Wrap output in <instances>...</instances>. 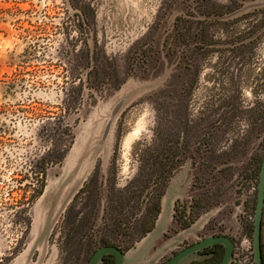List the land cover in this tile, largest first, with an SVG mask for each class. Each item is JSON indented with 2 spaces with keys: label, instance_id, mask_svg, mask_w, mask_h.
I'll return each instance as SVG.
<instances>
[{
  "label": "rangeland",
  "instance_id": "obj_1",
  "mask_svg": "<svg viewBox=\"0 0 264 264\" xmlns=\"http://www.w3.org/2000/svg\"><path fill=\"white\" fill-rule=\"evenodd\" d=\"M216 85L224 95L240 86L249 96L240 108L253 109L237 115L256 128L257 110L264 106V0H0V264H13L30 244L37 192L61 179L81 137L97 143L122 101L107 149L92 160L45 250V264H85L93 238L107 228L110 206L159 176L164 137L172 135L164 128L166 110L188 108L208 125L221 102H215ZM239 134L233 128L231 142L222 141V150L210 154V139L192 133L200 157L188 152L173 183H179L177 176H201L200 192L189 187L187 193L200 194L201 205L209 207L186 231L170 228L166 234L167 229L146 264L167 261L196 241L205 223L214 228L215 217L237 214L243 182L229 179L247 172L257 144L256 139L244 149ZM253 192L248 186L247 196ZM93 207L96 235L67 237L68 215L84 209L91 215ZM38 216L42 224L44 215ZM148 234L134 236L126 256ZM116 242L126 248L129 239L120 236ZM40 258L35 251L33 262Z\"/></svg>",
  "mask_w": 264,
  "mask_h": 264
},
{
  "label": "flooded vegetation",
  "instance_id": "obj_2",
  "mask_svg": "<svg viewBox=\"0 0 264 264\" xmlns=\"http://www.w3.org/2000/svg\"><path fill=\"white\" fill-rule=\"evenodd\" d=\"M88 18V14H86V17L81 16L84 27L87 25ZM217 87L216 94H214L215 102H218V100H221V102L213 108L209 115L208 120L210 123L208 125H210V128L205 129V131L201 129L206 128L208 125L200 124L201 117L199 115L192 117L188 108H181L178 105L177 108L166 110V114L170 112L169 115H166L170 118L167 119L164 128L172 135L164 137L161 159L157 170L159 176H155L154 180L152 179L153 176H150L147 184L136 187V191L131 194L132 196L121 197L116 201V206H110L104 223L107 228L101 232L100 236L93 238L90 244L91 252H88L89 256L85 264L93 263L92 259L100 248L114 249L126 255V250L130 249L135 241L134 236L137 235V238H141L154 229L166 203H168L171 216L166 234L171 232L170 228H174L175 232L179 230L186 231L191 225L197 224L209 206L201 205L200 194L189 198L187 189L190 187L193 192H200L199 180L201 176H177L180 178L177 186L173 183V177L176 173L184 171L188 152L192 151L191 155L195 153L200 157V143H194L193 145L192 133L196 138L200 132H204V138L210 139V143L206 145L210 149V154H212L211 151L222 150V141L231 142L229 134L233 128L240 131V138H237V140L244 149L249 150L252 147V142L257 139V144L250 150L251 155L247 162V172L243 176H232L229 179L230 181L238 179L239 182H243L242 197L236 202L238 203L236 207L237 214L235 216L233 214L227 216L222 214L224 219H216L215 217L213 222H217V224H211L214 228H210V222L205 223L198 232L196 241L183 245L179 250L173 252L167 261L161 264H166L175 257L195 248L197 250L189 253L178 264H220L227 248L222 243H211L213 240H225L232 244L231 264H257L256 258L264 264V106L261 104L257 110L256 128L253 127L251 120L249 126L253 132H249L247 119L244 117L239 119L237 115L253 109V106L249 109L240 108L243 99H248L249 96L242 94L240 86L234 89L235 92L227 95L221 93V85ZM223 89L225 88L223 87ZM171 105L168 104V106ZM231 109H234L235 113H232ZM243 123H245V126H243ZM119 140L120 137H118V143ZM222 153L226 154V152ZM246 153L248 154V152ZM190 178L192 180L189 182ZM248 186H252L254 191L252 197L247 196ZM150 188L152 189L149 190ZM176 188L178 194H176ZM110 212L115 213V215L111 216ZM95 218V207H93L91 215L87 214L86 209L77 214H69L66 222V227H70L67 230V237L71 235L70 232L79 234L81 237L83 235L86 239L89 235L92 237L96 235L93 231ZM109 221L112 222V225H109L112 227L107 226ZM232 223H234L233 229L229 226ZM222 225L226 227V232H222L219 228ZM107 233L115 238L108 236ZM120 236L128 237L129 242L126 248L116 242V238ZM88 248L89 246H87ZM96 264H116V259L113 254H107Z\"/></svg>",
  "mask_w": 264,
  "mask_h": 264
},
{
  "label": "water",
  "instance_id": "obj_3",
  "mask_svg": "<svg viewBox=\"0 0 264 264\" xmlns=\"http://www.w3.org/2000/svg\"><path fill=\"white\" fill-rule=\"evenodd\" d=\"M122 108V101L114 106V109L106 121L105 128L101 136L97 139V143H95L96 140H94V143L91 144L92 140L85 137H81L78 140L76 149L66 164V168L63 171L61 179L50 183L40 195L39 207L35 211L37 222L34 223L32 227V240L24 252L20 253V255L14 260L13 264H35L32 259L35 251H39L41 253V258L37 264H45V250L49 247L50 236L53 229L65 213L66 208L71 203L75 195L82 188V185L87 178V174L91 170L93 164L92 160H94L97 156L96 154L107 149L111 141L112 130L114 128L117 115L120 113ZM164 208V213L162 212L160 214L154 229L149 232L133 254L126 256L114 249L100 248L95 253L92 259V264H96L104 255L107 254H113L115 256L116 264L148 263L149 260L146 258L147 254L159 238L166 233L171 222L168 203L164 205ZM38 214L44 215L42 224L38 220ZM179 241H181V239L178 237L172 241L171 244L174 245ZM211 243H222L226 246L227 251L220 264H231L232 244L225 240H213ZM195 250H197V248L191 249L186 253L175 257L166 264H178L186 256H188L189 253ZM50 261L47 264H51ZM52 261L54 262V259ZM256 263L262 264L258 258H256Z\"/></svg>",
  "mask_w": 264,
  "mask_h": 264
},
{
  "label": "trees",
  "instance_id": "obj_4",
  "mask_svg": "<svg viewBox=\"0 0 264 264\" xmlns=\"http://www.w3.org/2000/svg\"><path fill=\"white\" fill-rule=\"evenodd\" d=\"M42 193H43V189H41L40 192H37V196H40Z\"/></svg>",
  "mask_w": 264,
  "mask_h": 264
},
{
  "label": "bare ground",
  "instance_id": "obj_5",
  "mask_svg": "<svg viewBox=\"0 0 264 264\" xmlns=\"http://www.w3.org/2000/svg\"><path fill=\"white\" fill-rule=\"evenodd\" d=\"M171 194V193H170ZM173 195V194H172ZM168 197H171V196H168ZM167 199V198H166ZM169 199V198H168ZM206 220V219H205ZM201 222V221H200ZM188 233V232H187Z\"/></svg>",
  "mask_w": 264,
  "mask_h": 264
}]
</instances>
